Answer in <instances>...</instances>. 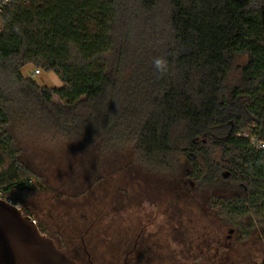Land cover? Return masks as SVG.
Segmentation results:
<instances>
[{
    "label": "trees",
    "instance_id": "obj_1",
    "mask_svg": "<svg viewBox=\"0 0 264 264\" xmlns=\"http://www.w3.org/2000/svg\"><path fill=\"white\" fill-rule=\"evenodd\" d=\"M28 66L62 86L41 87ZM87 126L101 147L129 146L153 175L215 188L218 214L264 240V0H9L0 13L2 197L21 205L33 192L25 182L39 179L13 129L73 138Z\"/></svg>",
    "mask_w": 264,
    "mask_h": 264
},
{
    "label": "rangeland",
    "instance_id": "obj_2",
    "mask_svg": "<svg viewBox=\"0 0 264 264\" xmlns=\"http://www.w3.org/2000/svg\"><path fill=\"white\" fill-rule=\"evenodd\" d=\"M246 63L247 58L236 61L230 83H235ZM35 71V67L28 66L23 74L33 78L41 87L52 89L62 86L55 73L41 70V75H35ZM56 100L59 101L58 98ZM92 108L90 105L81 109L86 114L85 118ZM101 110V122H104L107 108L102 106ZM93 120L91 126L96 123ZM13 130L11 134L16 139L20 160L39 177L38 180L33 178V192L21 195L18 203L25 206L42 225L44 220H58L64 214L80 223L83 216L92 220L98 215L103 218L105 227L109 226L113 231L120 226L118 229L125 232L128 220L133 217L145 218L156 214L160 225L165 228L181 230L183 224L184 233L194 230L190 233L193 236L202 235L204 231L208 234L212 230L209 199L216 193L220 195L215 188L200 189L199 183L192 178L182 180L181 184L180 180L174 183L163 176L153 175L137 161L129 146L101 147L100 139L88 126L82 136L73 135V138H68L66 131L61 134L63 136H57L56 130L49 133H31L22 128ZM87 138L90 143L98 145L96 149L85 143L82 145ZM215 156L218 157L217 154ZM221 217L217 215V234L221 229L218 224L223 225ZM170 220H173L171 226ZM227 228L228 225L222 226L224 230ZM195 229L199 233H195ZM262 240L261 230L257 229L249 244L253 260L258 264L264 262ZM174 243V248L187 259L189 253L185 247Z\"/></svg>",
    "mask_w": 264,
    "mask_h": 264
},
{
    "label": "flooded vegetation",
    "instance_id": "obj_3",
    "mask_svg": "<svg viewBox=\"0 0 264 264\" xmlns=\"http://www.w3.org/2000/svg\"><path fill=\"white\" fill-rule=\"evenodd\" d=\"M18 206L62 253L77 264H258L253 260L249 246L252 237H243L240 230L233 228L222 217L223 225L218 224L221 229L217 234L218 212L213 198L209 199L212 230L199 236L190 234L194 230L184 233L183 224L181 230L165 228L160 225L156 214L145 218L133 217L128 220L125 232L118 229L120 226L113 231L109 226L106 228L103 218L98 215L92 220L83 216L80 223L64 214L58 220H44L42 225L25 206ZM84 221L88 223L84 224ZM227 225L229 228L222 229ZM195 233H199L198 229ZM174 242L185 247L189 253L187 259L179 249L174 248ZM261 242L264 245V240Z\"/></svg>",
    "mask_w": 264,
    "mask_h": 264
},
{
    "label": "water",
    "instance_id": "obj_4",
    "mask_svg": "<svg viewBox=\"0 0 264 264\" xmlns=\"http://www.w3.org/2000/svg\"><path fill=\"white\" fill-rule=\"evenodd\" d=\"M0 264H77L18 206L0 198Z\"/></svg>",
    "mask_w": 264,
    "mask_h": 264
},
{
    "label": "built area",
    "instance_id": "obj_5",
    "mask_svg": "<svg viewBox=\"0 0 264 264\" xmlns=\"http://www.w3.org/2000/svg\"><path fill=\"white\" fill-rule=\"evenodd\" d=\"M8 4H9V0H5V1H2V0H1V1H0V13L3 12L4 7L7 6ZM40 74H41L40 71H38V70L35 71V75H40ZM262 147H264V145H263ZM33 183H34L33 179H29V180H27V181L25 182V185H26V187H31V186L33 185ZM0 198L5 199L6 201H8V202L11 203V204H14V202H13L12 200L7 199V198H3L1 192H0ZM14 205H16V204H14ZM16 206H18V205H16ZM18 207H19V206H18Z\"/></svg>",
    "mask_w": 264,
    "mask_h": 264
},
{
    "label": "clouds",
    "instance_id": "obj_6",
    "mask_svg": "<svg viewBox=\"0 0 264 264\" xmlns=\"http://www.w3.org/2000/svg\"><path fill=\"white\" fill-rule=\"evenodd\" d=\"M154 67L161 73L165 72L167 70V60L162 58V57H158L155 58L154 61Z\"/></svg>",
    "mask_w": 264,
    "mask_h": 264
},
{
    "label": "crops",
    "instance_id": "obj_7",
    "mask_svg": "<svg viewBox=\"0 0 264 264\" xmlns=\"http://www.w3.org/2000/svg\"><path fill=\"white\" fill-rule=\"evenodd\" d=\"M41 75V74H40ZM49 89H51V88H49ZM53 89V88H52ZM56 98H58V97H54V102L56 103V104H58V105H64V103L62 102V101H58V100H56ZM59 99V98H58ZM93 138V137H92ZM67 141V140H66ZM85 143V145H87V146H89V147H91L92 146V149L94 150V149H96V147L98 146L97 144H94V143H90V141H89V139L87 138V140H85L83 143H82V145Z\"/></svg>",
    "mask_w": 264,
    "mask_h": 264
}]
</instances>
